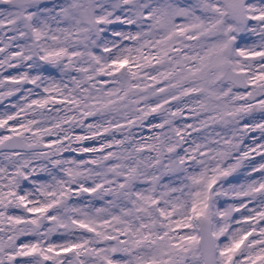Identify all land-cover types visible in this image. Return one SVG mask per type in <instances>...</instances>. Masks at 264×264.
<instances>
[{"label": "snow or ice", "instance_id": "snow-or-ice-1", "mask_svg": "<svg viewBox=\"0 0 264 264\" xmlns=\"http://www.w3.org/2000/svg\"><path fill=\"white\" fill-rule=\"evenodd\" d=\"M0 264H264V0H0Z\"/></svg>", "mask_w": 264, "mask_h": 264}]
</instances>
